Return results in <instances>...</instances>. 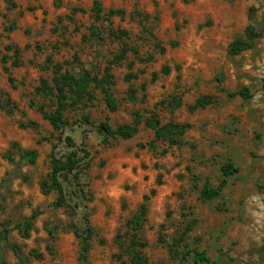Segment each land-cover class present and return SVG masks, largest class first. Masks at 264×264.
I'll use <instances>...</instances> for the list:
<instances>
[{
	"label": "rangeland",
	"instance_id": "rangeland-1",
	"mask_svg": "<svg viewBox=\"0 0 264 264\" xmlns=\"http://www.w3.org/2000/svg\"><path fill=\"white\" fill-rule=\"evenodd\" d=\"M13 1L16 8L0 0V102L10 98L16 105L12 116L0 109V258L20 264L15 244L27 264H130L134 233L127 224L148 197L147 222L138 234L148 264H180L171 245L183 233L190 249L218 264H264V35L252 50L228 55L250 24L264 32V0H99L97 17L93 0ZM125 47V59L117 60ZM15 49L20 67L13 66ZM48 58L69 62L64 72L77 78L87 73L101 80L110 68L118 111L108 110L92 83V99L68 107L70 126L55 131L36 109L56 108L52 96L36 91L41 80L53 84L52 70H41ZM243 88L251 99L228 97ZM171 96L181 99L179 109L168 107ZM206 96L214 103L192 111ZM136 114L142 123L134 138L104 141L103 123L131 125ZM153 115L161 126L190 125L184 144L157 141L145 125ZM85 116L91 125L80 124ZM31 122L37 128H21ZM67 136L90 153L80 181L86 195L72 174L63 175L72 208H56L57 194H43L41 183L50 174L51 153L70 152ZM13 143L37 150V163L22 162ZM229 163L238 172L220 197L201 201L205 185L219 187ZM87 212L94 234L85 254L71 224L83 227ZM33 214L31 236L23 239L19 227Z\"/></svg>",
	"mask_w": 264,
	"mask_h": 264
},
{
	"label": "trees",
	"instance_id": "trees-1",
	"mask_svg": "<svg viewBox=\"0 0 264 264\" xmlns=\"http://www.w3.org/2000/svg\"><path fill=\"white\" fill-rule=\"evenodd\" d=\"M12 8H16V4L13 0H5ZM235 1V0H228ZM93 11L96 14V17L102 11V5L99 0H94L93 2ZM122 14V11H111L110 15ZM15 29V26L11 28ZM264 32L258 30L253 24H250L246 30L244 37L237 38L229 47L228 55L231 57L238 56L246 51L252 50L258 39L262 38ZM8 49V48H7ZM127 53V48H123L121 54L116 57L117 60L125 59ZM15 61L13 62L14 67H20L21 62L19 61L20 51L19 49L14 50ZM6 63V62H4ZM69 65V62L64 63H53L51 58H48L45 65L41 67L42 71L52 70L53 72V84H49L46 80H41L40 87L36 89L37 93L45 97L52 96L53 103L56 106L54 111L46 110L45 105H40L36 109L41 113L44 120L48 121L55 131H61L70 126V122L65 118L64 112L68 107L73 104L82 102L85 99H92V94L89 91V88L92 83H95L96 86L101 90L103 94L104 101L108 110L111 113L118 111L117 100L114 97L110 87L114 85L113 76L110 74V68H107L105 75L101 80L96 78H91L89 74H84L82 77L77 78L71 75L68 72H64L65 66ZM132 65L129 66L131 68ZM164 74H169V69L164 68ZM4 72L9 73V69L4 67ZM134 76L128 74L126 80L130 81ZM157 78V74L153 75V80ZM11 81V80H10ZM13 81V80H12ZM130 99H135L136 90L130 88ZM8 97V96H7ZM229 98L242 97L245 100L252 98L248 88L240 89L236 92H228ZM213 98L206 96L197 100L194 106L191 107V110L205 109L213 104ZM166 102H160L158 105H165ZM167 105L172 110H177L182 106V101L177 96H171ZM34 107V104H31ZM0 109L4 111L8 116L14 115L16 105L11 101L10 98H7L5 103L0 102ZM76 125L79 124L78 121L74 122ZM142 123V117L139 114H136L131 125H122L117 128H112L107 122L101 125V129L104 133V141L107 143L110 139H123L128 140L134 138L138 133V127ZM91 125L92 122L88 116H85L82 120V123ZM145 125L147 128L152 129L155 132V137L157 141L167 142L170 146H181L183 141L181 138L187 133L190 129L188 124H176L169 123L167 125L161 126L159 120L153 115L150 119L146 120ZM21 128H37L36 123H29L28 125L21 124ZM66 146L70 149V152L65 157H58L54 152L51 153L50 158V167L51 171L48 175L46 181L41 183V189L43 194L49 195L52 192L57 194L56 200L54 202V207L56 208H70V203L67 198V193L62 182L63 175L72 174L73 183L81 188V176L85 169L90 166V153L84 147H79L74 139L71 136H67L64 140ZM11 148L16 150L20 154L21 161L24 163H29L30 165H35L38 159L37 150H24L20 147L18 143H13ZM8 157V156H7ZM89 159L88 162L86 160ZM12 164L14 160L9 158ZM238 169L235 168L231 163L227 164L223 168V180L221 181L219 187L215 188L206 184L203 190L200 193V200L203 202L212 201L220 197L221 191L227 185L228 177L237 173ZM83 195L84 190H80ZM1 197V196H0ZM148 197H145L144 203L140 206L137 214L128 222V227L133 231L134 235L132 237L128 256L130 264H148L147 259L143 256L142 250L146 247V243L140 241L138 234L140 230L144 227L147 222L148 214V205L146 201ZM72 208V207H71ZM37 215L33 214L32 217L25 219L22 225L19 227L20 235L23 239H29L31 236V231L34 227V220ZM71 228L74 232L76 238L83 241V251L87 254L90 250V241L94 234V229L90 226V221L88 218V212L84 215V226L81 227L79 224H71ZM185 234H181L178 238L173 240L171 245V252L175 257L180 258V264H186V261L189 259L193 264H218V260H214L207 255L204 251H199L197 249H190L185 242ZM11 248L18 258L20 264H27L22 259V254L20 248L12 244ZM183 248L184 252H181L180 249ZM51 251V247L48 248ZM30 256L36 260H43L44 255L38 253L37 251H31ZM0 264H6L4 260L0 258Z\"/></svg>",
	"mask_w": 264,
	"mask_h": 264
},
{
	"label": "crops",
	"instance_id": "crops-1",
	"mask_svg": "<svg viewBox=\"0 0 264 264\" xmlns=\"http://www.w3.org/2000/svg\"><path fill=\"white\" fill-rule=\"evenodd\" d=\"M93 2H94V0H93Z\"/></svg>",
	"mask_w": 264,
	"mask_h": 264
}]
</instances>
